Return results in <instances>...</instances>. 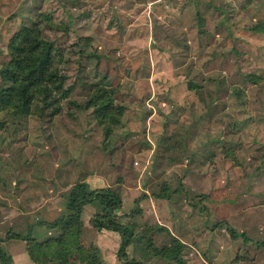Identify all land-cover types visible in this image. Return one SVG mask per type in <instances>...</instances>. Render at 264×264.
I'll use <instances>...</instances> for the list:
<instances>
[{
    "label": "rangeland",
    "instance_id": "374dc122",
    "mask_svg": "<svg viewBox=\"0 0 264 264\" xmlns=\"http://www.w3.org/2000/svg\"><path fill=\"white\" fill-rule=\"evenodd\" d=\"M22 27L41 41L28 71L50 56L62 89L28 113L0 90V247L13 264H64L56 244L32 249L33 262L12 233L58 238L45 224L68 215L69 190L87 179L123 199L128 259L264 264V0H0V69ZM103 211L81 213L96 259L66 264H123L118 233L93 227Z\"/></svg>",
    "mask_w": 264,
    "mask_h": 264
},
{
    "label": "trees",
    "instance_id": "16d2710c",
    "mask_svg": "<svg viewBox=\"0 0 264 264\" xmlns=\"http://www.w3.org/2000/svg\"><path fill=\"white\" fill-rule=\"evenodd\" d=\"M39 34L35 29L22 27L20 31L11 39L9 44V55L11 63L0 69L2 78L1 92L5 96L7 107L18 108L22 113H28L34 98L38 95L47 96L51 92L61 91V77L50 56L40 60L33 72L28 68L34 61L36 52L41 46ZM98 95H102L104 103L98 105L100 116L106 117L111 111L114 113L112 99L106 89H100ZM96 95V99L99 97ZM113 108V109H112ZM109 111V112H108ZM101 122V120H99ZM102 201L104 211L97 214L93 220V227L97 231L107 230L119 234L120 244L117 250V258L124 264H140L138 261L127 258V247L131 244L134 233L132 229L118 223L115 213L121 207V199L114 191L103 188L100 190H90L85 183L79 182L73 185L68 192L65 202V208L68 215L65 218H58L52 224H45L49 229H61V235L56 239H51L42 243H36L30 236H21L12 233L14 239L26 241L29 243L28 254L33 262H38L37 257L33 254L42 251L45 248H51L53 244L61 246L63 252L60 258L66 264L65 256L67 254H76L77 252L88 254L93 260L96 259L95 248L84 249L80 243V231L82 227L81 213L83 207L87 204ZM231 238H242L247 241L244 233H237L232 227L226 225ZM174 240V239H173ZM1 241V240H0ZM179 264H186L180 257H177ZM0 264H13L12 259L7 256L0 248Z\"/></svg>",
    "mask_w": 264,
    "mask_h": 264
},
{
    "label": "crops",
    "instance_id": "0c3cea01",
    "mask_svg": "<svg viewBox=\"0 0 264 264\" xmlns=\"http://www.w3.org/2000/svg\"><path fill=\"white\" fill-rule=\"evenodd\" d=\"M90 179H87L85 182H83L82 181V183H85L87 186H88V184L86 183V182H88ZM73 187V186H72ZM88 188H89V186H88ZM105 188H108L107 186L105 187ZM71 190V189H70ZM69 190V191H70ZM92 190H94V189H92ZM118 194V193H117ZM118 196L120 197V195L118 194ZM120 199H121V197H120ZM123 203H124V201H123V199H121V207H122V205H123ZM90 204H87V205H85L83 208H85V207H88ZM121 207H120V209L115 213L116 214V216H119V214H121ZM102 209L103 208H101V211H102ZM124 226H127V225H124ZM86 227V225H84V228ZM128 228H130V229H132L130 226H127ZM47 228V227H46ZM102 232H106L107 230H105V231H103V230H101ZM101 231H97V233L98 234H100L101 233ZM133 231V230H132ZM109 233H111V234H113V236H118L117 235V233L116 232H113V231H109ZM118 239H119V241H120V236H118ZM134 239L135 238H133V240H132V242H131V244L134 242ZM119 244H120V242H119ZM119 247V246H118ZM1 249H2V247H0ZM2 251L7 255V256H9L8 255V253H6L3 249H2ZM127 251V250H126ZM127 258H128V256H127ZM12 259V258H11ZM118 259V258H117ZM119 260V259H118ZM131 260V259H130ZM120 261V260H119ZM121 262V261H120ZM122 263V262H121ZM124 264V263H123Z\"/></svg>",
    "mask_w": 264,
    "mask_h": 264
}]
</instances>
